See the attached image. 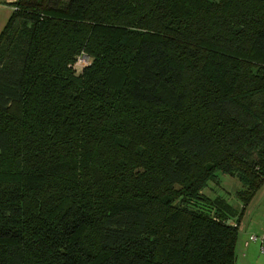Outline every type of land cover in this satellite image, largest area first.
Instances as JSON below:
<instances>
[{"label": "trees", "instance_id": "1", "mask_svg": "<svg viewBox=\"0 0 264 264\" xmlns=\"http://www.w3.org/2000/svg\"><path fill=\"white\" fill-rule=\"evenodd\" d=\"M12 6L0 264H235L264 185V0ZM218 173L239 211L202 193Z\"/></svg>", "mask_w": 264, "mask_h": 264}, {"label": "crops", "instance_id": "2", "mask_svg": "<svg viewBox=\"0 0 264 264\" xmlns=\"http://www.w3.org/2000/svg\"><path fill=\"white\" fill-rule=\"evenodd\" d=\"M17 0H0V33L12 15ZM264 196H254L245 208L238 225V235L235 246V264H264V255L259 252V244L247 243L250 235L259 236L264 227ZM241 204L238 205L240 209ZM233 222V221H232ZM234 223V222H233Z\"/></svg>", "mask_w": 264, "mask_h": 264}, {"label": "rangeland", "instance_id": "3", "mask_svg": "<svg viewBox=\"0 0 264 264\" xmlns=\"http://www.w3.org/2000/svg\"><path fill=\"white\" fill-rule=\"evenodd\" d=\"M88 63L89 64L91 63L90 58H88ZM217 176H218V184L209 182L208 187L204 189L202 193L209 198H216V197L224 198L228 202V204H230L237 211H239L240 209L238 208V205L241 203L235 197V194L237 191L241 189V184L235 177H230L220 173H218ZM255 196H264V185L257 191ZM263 205H264V199H263ZM247 243H255V242H250L247 240L246 244Z\"/></svg>", "mask_w": 264, "mask_h": 264}, {"label": "built area", "instance_id": "4", "mask_svg": "<svg viewBox=\"0 0 264 264\" xmlns=\"http://www.w3.org/2000/svg\"><path fill=\"white\" fill-rule=\"evenodd\" d=\"M88 58L85 55H80L77 57L76 61L71 65V69L74 72L75 76L81 75L83 69L89 65ZM231 225L235 226L236 224L231 222ZM248 241L250 242H257L259 244V252L261 255H264V227L259 236L257 235H250L248 237Z\"/></svg>", "mask_w": 264, "mask_h": 264}]
</instances>
